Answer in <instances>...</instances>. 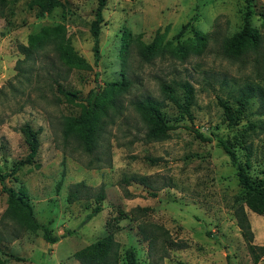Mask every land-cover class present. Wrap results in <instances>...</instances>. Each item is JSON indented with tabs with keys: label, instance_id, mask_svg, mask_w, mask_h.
Returning a JSON list of instances; mask_svg holds the SVG:
<instances>
[{
	"label": "rangeland",
	"instance_id": "obj_1",
	"mask_svg": "<svg viewBox=\"0 0 264 264\" xmlns=\"http://www.w3.org/2000/svg\"><path fill=\"white\" fill-rule=\"evenodd\" d=\"M62 2L39 17L28 0L0 1V173L18 166L6 186L59 237L47 244L0 193V264H80L76 254L107 235L118 244L117 264H126L128 248L138 264H253L234 217L241 188L215 137L229 140L252 179L264 178V0H107L97 63L90 34L97 1ZM245 21L258 35L257 48L227 54L226 40ZM56 25L88 67L66 66L50 48L25 59L20 46ZM157 30L161 44L149 51ZM54 80L81 98L91 90L106 96L108 83L126 82L107 97L116 108L102 117L93 153L65 136L67 119L85 103H67ZM184 83L193 89L191 118L163 91L170 86L183 104ZM245 93L248 106L229 128L218 100L236 110ZM145 98L172 127L160 138L148 135L133 105ZM26 124L40 130L30 164L22 163ZM80 182L92 189L89 196L68 203ZM100 189L102 211L89 219ZM245 210L254 244L264 246V214Z\"/></svg>",
	"mask_w": 264,
	"mask_h": 264
},
{
	"label": "trees",
	"instance_id": "obj_2",
	"mask_svg": "<svg viewBox=\"0 0 264 264\" xmlns=\"http://www.w3.org/2000/svg\"><path fill=\"white\" fill-rule=\"evenodd\" d=\"M2 2L8 0H0ZM16 1V0H11ZM65 0H28L30 8L38 10V16L42 17L50 13L53 9L62 5ZM97 6L94 11L93 20L90 23V34L93 40L92 51L94 55V62L99 61L100 52V34L104 22L103 11L107 5V0H96ZM262 23L264 24V12L260 14ZM184 27L178 35L182 34ZM258 35L256 34L249 21H245L242 29L233 34L232 37L225 42V51L232 56H239L246 49L248 45L257 48L259 44ZM162 38L159 37L157 30L156 36L152 43L148 46L149 51L154 50L161 44ZM50 48L59 57V60L66 66L85 68L88 67L83 59L78 57L71 46L70 39L66 36V29L64 26H46L43 27L38 33L29 37L27 46H20L21 52L24 54L25 59H30L32 55L38 54L39 51H44ZM56 83V91L61 94L67 103H85L82 104V110L78 116L67 119L65 136L75 139L82 145L85 152L91 154L97 149V144L100 139V133L104 127L101 121L102 117L106 115L107 109L116 108V104L112 100L107 99L111 95L113 89L125 90L127 87L126 82H112L107 84L106 96L100 93H95L91 90L86 97L81 98L78 92L71 89L64 88L60 83ZM184 91V103L181 104L179 100L172 94L170 86L164 85L163 91L178 108H180L189 118H191L190 106L193 101V89L188 83L181 84ZM249 94L245 93L244 96L238 97L235 102L238 105L236 110L225 100H218L219 105L223 109L225 121L228 127L232 128L240 119L241 114L248 106ZM135 110L141 115L149 127L148 135L151 138H160L169 130L172 129L164 119L160 110L159 104L150 99L145 98L135 102ZM21 133L24 141L29 149L26 158L22 161L24 164L33 162L38 148V135L40 130H33L29 124L21 128ZM204 141H210L211 138L204 137L198 134ZM218 147L228 156L230 164L235 170L238 185L241 188L240 194L237 198V205L234 210V217L238 228L240 229L241 236L246 243L248 253L251 257L253 264H258L264 255V246H258L253 242V232L249 218L246 214L245 208L251 212L263 215L264 214V178L252 179L247 173L246 166L241 164L237 158L236 152L229 142L224 137H215ZM18 166H15L8 173H0V193H5L8 202L11 205L10 209L14 214L22 216L23 223L31 230L40 231L43 240L49 244L54 245L59 241V237L53 235L49 224L38 223L33 216V209L30 203L16 190L7 187L5 181L8 177L16 173ZM92 189L84 183H76L71 187L67 196V202L73 203L80 200L82 196H87ZM89 196V195H88ZM104 191H100L94 195L96 206L93 211L88 215V218L94 217L102 211L101 202L104 200ZM76 259L80 264H117L118 263V244L114 241L111 235H107L97 242L90 245L82 253L76 254ZM124 259L126 264H138L134 251L128 248L124 252Z\"/></svg>",
	"mask_w": 264,
	"mask_h": 264
}]
</instances>
